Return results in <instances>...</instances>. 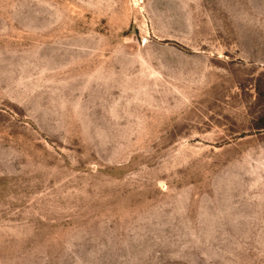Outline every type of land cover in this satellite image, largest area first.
I'll return each mask as SVG.
<instances>
[{
	"label": "rangeland",
	"instance_id": "374dc122",
	"mask_svg": "<svg viewBox=\"0 0 264 264\" xmlns=\"http://www.w3.org/2000/svg\"><path fill=\"white\" fill-rule=\"evenodd\" d=\"M0 264H264V0H0Z\"/></svg>",
	"mask_w": 264,
	"mask_h": 264
}]
</instances>
